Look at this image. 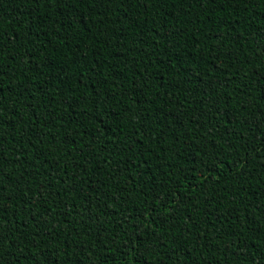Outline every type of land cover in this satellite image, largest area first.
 <instances>
[{"label": "trees", "instance_id": "trees-1", "mask_svg": "<svg viewBox=\"0 0 264 264\" xmlns=\"http://www.w3.org/2000/svg\"><path fill=\"white\" fill-rule=\"evenodd\" d=\"M0 264H264V0H0Z\"/></svg>", "mask_w": 264, "mask_h": 264}]
</instances>
